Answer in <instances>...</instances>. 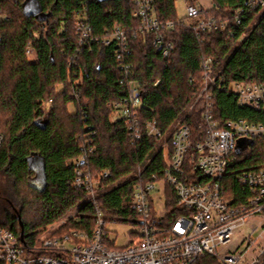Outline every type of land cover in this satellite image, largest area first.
<instances>
[{"label":"trees","instance_id":"16d2710c","mask_svg":"<svg viewBox=\"0 0 264 264\" xmlns=\"http://www.w3.org/2000/svg\"><path fill=\"white\" fill-rule=\"evenodd\" d=\"M28 1L0 0V226L14 231L20 243L32 247L58 229L92 233L97 208L88 191L74 184L75 161L89 147L84 142L87 134L93 133L92 145L100 155L92 169L96 174L111 173L97 197L107 220L138 222L131 205L139 166L145 181L153 179L152 174L163 178L162 141L132 142L125 120L114 117L110 105L123 94L116 45L102 42L115 24L130 40L126 60L134 64L143 120H156L165 132L183 122L200 139L205 119L193 102L205 82L201 65L211 58L214 119L264 122V110L240 106L231 91L236 82L264 89V10L246 11L241 23L234 18L239 8L248 7L247 0H211L212 7L203 8L196 18L180 17L177 0H152L161 20L175 22L165 33L174 45L168 55L155 45L153 33L141 32L140 21L133 17L135 0H35L34 9ZM79 15L86 16L100 41L79 45ZM209 17L225 20L226 27L201 30L199 21ZM31 155L44 159L45 186H32ZM260 163H264V138L253 141L251 158H241L235 168ZM222 184L228 198L245 199L246 186L237 174L226 175ZM175 193L165 182L166 222L178 215ZM64 218L66 224L43 234ZM194 264L223 263L206 255Z\"/></svg>","mask_w":264,"mask_h":264},{"label":"built area","instance_id":"2783aa9c","mask_svg":"<svg viewBox=\"0 0 264 264\" xmlns=\"http://www.w3.org/2000/svg\"><path fill=\"white\" fill-rule=\"evenodd\" d=\"M133 17L140 21V30L153 33L155 45L163 48L168 55L173 42L165 39V33L175 22L161 20L154 11L152 0H135ZM246 8L235 13L238 23L246 17V11L264 10V0H247ZM205 8L201 1L188 0V18H196ZM201 30L225 28L226 21L215 17L201 19ZM76 33L82 47L100 41L93 33L92 25L85 15L76 21ZM105 44L116 45L118 67L123 71L120 86L123 91L119 100L110 105L125 120L132 142L142 138H158L162 141L164 170L163 178L158 180L152 174L144 180L142 167L137 168V180L133 184L134 195L131 209L137 214L138 222L131 221L135 229L132 239L120 249L110 248L102 208L98 205V191L102 182L111 176L108 170L95 173L92 168L98 164L99 153L92 145L91 134L86 135L89 145L75 161L74 184L89 193V199L96 206L95 226L92 233L71 228L63 233H54L30 247L20 243L14 231L0 226V264H194L200 258L210 255L223 264H263L264 257V163L248 169L236 171L235 165L252 154L253 141L264 138V122H251L245 119H227L222 122L213 117L214 99L211 85L212 59L207 58L201 65L204 69V84L200 88L193 107L203 114L205 124L200 126L199 138L186 123L178 122L171 132H165L156 120H143L140 114L141 92L139 83L133 78L134 64L126 60L131 55L130 40L126 30L115 24ZM28 54H33L29 48ZM234 86V88H233ZM232 93L238 103L264 110V89L255 83H233ZM2 136L0 135V142ZM240 141L241 151H237ZM228 174H237L238 181L246 186L245 199L228 198L223 190L222 180ZM142 177V178H141ZM171 184L178 196V215L171 221H164V215H157L154 191L158 184ZM259 216L242 241L233 251L223 253L218 248L228 244L240 227L250 225V220ZM111 221L116 222L115 219ZM65 222H63L64 224ZM263 227L259 238L252 234ZM245 245L242 250L238 247Z\"/></svg>","mask_w":264,"mask_h":264},{"label":"rangeland","instance_id":"374dc122","mask_svg":"<svg viewBox=\"0 0 264 264\" xmlns=\"http://www.w3.org/2000/svg\"><path fill=\"white\" fill-rule=\"evenodd\" d=\"M188 0H177L176 1V7H177V12L178 15L180 17H185L188 16L186 9V3ZM203 3V6L205 7V9H209L212 7L213 3L211 0H199ZM29 2V6L31 8H35L36 6V2L35 0H30ZM31 60L34 61L35 60V56L33 54L30 55ZM234 88V86H233ZM195 101V100H194ZM116 109H114V117H121L120 114H117ZM43 118H46V115H43ZM84 142L86 143L87 140H84ZM40 166V165H39ZM38 174L35 172L33 179H35V177ZM0 179H2V177H0ZM33 181V180H32ZM38 185L42 186V181L37 182ZM155 195V209L157 211V215H164L166 213V197L165 195H163V185L162 183L158 184V189L154 191ZM4 202V199H1ZM112 219H109V222L107 224H105V233L108 236V239H110V241H113L111 244L109 245L107 242V246L110 248H115V249H120L125 247L129 241L132 239V234L131 232L134 231L135 227L132 223L130 222H120V221H116L113 222L111 221ZM260 217L259 216H255L250 220V225H244L242 227H240L239 229L236 230V232L234 233V237L233 239L226 245H222L220 246L219 251L221 253L227 251V250H235L237 247V244L240 243L242 241V234H247L248 229L252 226V224L254 223H259L260 221ZM63 222H65L64 224H66L67 220L64 218L62 220H60L59 222L55 223L54 225L49 226L48 230L46 232H44L43 234L47 236L50 235L51 233H54L56 228H58L60 225L62 226ZM263 230V227L259 226L258 229L252 234V238L257 239L259 238V236L261 235V232ZM54 231V232H52ZM58 233H60V231H58ZM245 245H241L239 248V250H242L244 248Z\"/></svg>","mask_w":264,"mask_h":264},{"label":"water","instance_id":"95a60500","mask_svg":"<svg viewBox=\"0 0 264 264\" xmlns=\"http://www.w3.org/2000/svg\"><path fill=\"white\" fill-rule=\"evenodd\" d=\"M36 123H38V121H36ZM242 145H243V142L240 141L238 149H237L238 152L241 151V149L243 148ZM28 161H29L30 168L33 169L38 174L37 175L38 177H35V179H33L32 186H35L37 188L41 187L37 183V182H40V181H42V185L45 186L46 178H45V174H44V171H45L44 159L41 158L40 156L31 155V156L28 157ZM21 236H23V233H22Z\"/></svg>","mask_w":264,"mask_h":264}]
</instances>
